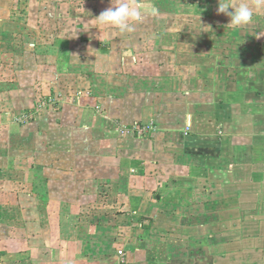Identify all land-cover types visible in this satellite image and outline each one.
I'll list each match as a JSON object with an SVG mask.
<instances>
[{"label": "crops", "instance_id": "obj_1", "mask_svg": "<svg viewBox=\"0 0 264 264\" xmlns=\"http://www.w3.org/2000/svg\"><path fill=\"white\" fill-rule=\"evenodd\" d=\"M170 6L77 21L0 84L4 264H264V4L239 28Z\"/></svg>", "mask_w": 264, "mask_h": 264}, {"label": "rangeland", "instance_id": "obj_2", "mask_svg": "<svg viewBox=\"0 0 264 264\" xmlns=\"http://www.w3.org/2000/svg\"><path fill=\"white\" fill-rule=\"evenodd\" d=\"M99 1L0 0V84H13L16 80V72L22 66L29 65V59L26 57L35 53L37 48L40 51H46L47 41L52 43L57 39L62 40L63 36H68L65 32H70L68 29L70 25L74 26L77 21L81 20L88 24H97L98 21L95 18L99 16L97 10ZM104 1L108 2L107 0ZM152 1L155 2L156 0ZM215 2V6L218 7V0H168L170 5H174L173 9L178 11L176 17L179 16L180 18L178 17L177 20L184 21V24L194 21L222 22L224 19L221 14L216 13L214 19L212 17L213 6L211 3ZM226 2L238 5L242 0H226ZM243 2H247L252 7L258 3V0H243ZM170 5L162 4L158 8L165 10L168 6L170 9ZM150 19L153 21L154 17L150 16ZM225 19L230 21L229 18ZM253 21H255L254 17ZM90 30L94 29L91 28ZM71 33L73 32L71 31ZM39 46L42 50L39 49ZM55 210L57 209L55 208ZM11 213L10 209L6 207L2 211L0 210V217L8 218L12 216ZM103 243L107 244L106 241H96L95 248L101 250L104 248ZM101 256V253L95 254L94 258ZM3 257L0 256V264H4L6 261H14L13 258L8 260L6 257L4 261L2 260ZM204 262L201 256L200 261L195 260L192 264H206ZM188 264L191 262L189 261Z\"/></svg>", "mask_w": 264, "mask_h": 264}, {"label": "clouds", "instance_id": "obj_3", "mask_svg": "<svg viewBox=\"0 0 264 264\" xmlns=\"http://www.w3.org/2000/svg\"><path fill=\"white\" fill-rule=\"evenodd\" d=\"M261 3L264 0H258L257 7ZM158 14L159 8L151 0H112V6L102 11L95 20L120 33H131L135 30L134 26L142 23L145 17ZM217 14L230 17L227 26L239 28L253 21L254 9L243 0L238 5L218 0Z\"/></svg>", "mask_w": 264, "mask_h": 264}, {"label": "built area", "instance_id": "obj_4", "mask_svg": "<svg viewBox=\"0 0 264 264\" xmlns=\"http://www.w3.org/2000/svg\"><path fill=\"white\" fill-rule=\"evenodd\" d=\"M119 131L123 135H143L146 133L154 132V127L152 125L124 127V128H121Z\"/></svg>", "mask_w": 264, "mask_h": 264}]
</instances>
